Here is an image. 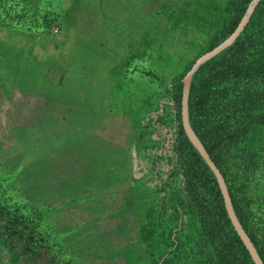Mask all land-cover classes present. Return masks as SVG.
<instances>
[{
    "label": "rangeland",
    "instance_id": "rangeland-1",
    "mask_svg": "<svg viewBox=\"0 0 264 264\" xmlns=\"http://www.w3.org/2000/svg\"><path fill=\"white\" fill-rule=\"evenodd\" d=\"M213 15L206 0H0V224L23 222L40 264H161L144 139L161 53ZM3 239L0 264H19Z\"/></svg>",
    "mask_w": 264,
    "mask_h": 264
},
{
    "label": "trees",
    "instance_id": "trees-1",
    "mask_svg": "<svg viewBox=\"0 0 264 264\" xmlns=\"http://www.w3.org/2000/svg\"><path fill=\"white\" fill-rule=\"evenodd\" d=\"M206 1L215 15L207 18L203 33L195 39L173 35L180 48L161 53V93L144 135L150 144L147 155L155 165L161 161L155 173L160 178L151 179L161 187V264H257L230 215L218 174L186 130L189 75L191 128L222 176L236 218L264 264V0L220 51L255 0ZM1 224L3 241L21 248L13 250L16 261L40 264L27 244L28 227Z\"/></svg>",
    "mask_w": 264,
    "mask_h": 264
},
{
    "label": "bare ground",
    "instance_id": "bare-ground-1",
    "mask_svg": "<svg viewBox=\"0 0 264 264\" xmlns=\"http://www.w3.org/2000/svg\"><path fill=\"white\" fill-rule=\"evenodd\" d=\"M191 76V75H190ZM190 76L187 78L186 80V93L188 91V88H189V85H190ZM185 126H186V130H188V133L191 137V139L193 140V142L195 143V145L198 147V149L202 152V154L205 156V158L210 162V164L212 165V167L214 168V170L216 171V173L218 174L219 176V179H220V182L222 184V188H223V191L226 195V199H227V206H228V209L230 211V215L233 219V221L235 222L241 236L244 238L245 242L247 243L248 247L250 248L252 254H253V257L255 258V260L257 261V264H263L261 262V260L259 259V256L257 254V252L255 251L252 243L250 242V240L247 238V236L245 235L244 233V230L242 229V227L239 225V222L234 214V211H233V208L231 206V203H230V199H229V196H228V193H227V190H226V186H225V183L221 177V175L219 174L218 170L214 167V165L211 163V161L209 160L208 158V155L207 153L205 152L204 148L202 147V144L201 142H199L198 138L195 136V134L193 133V130H191L190 126H189V123H188V116L186 115V120H185Z\"/></svg>",
    "mask_w": 264,
    "mask_h": 264
},
{
    "label": "water",
    "instance_id": "water-1",
    "mask_svg": "<svg viewBox=\"0 0 264 264\" xmlns=\"http://www.w3.org/2000/svg\"><path fill=\"white\" fill-rule=\"evenodd\" d=\"M190 83H191V81H190ZM189 88H190V85H189ZM189 88H188V91H187V94H186V96H187V98H188V92H189ZM187 116H188V107H187ZM188 123H189V126H190V128H191V125H190V122H189V118H188ZM191 130H192V128H191ZM194 133V132H193ZM195 134V133H194ZM196 136V135H195ZM207 153V152H206ZM208 155V154H207ZM209 157V156H208ZM210 159V158H209ZM211 161V160H210ZM214 165V164H213ZM215 167V166H214ZM216 168V167H215ZM217 169V168H216ZM222 177V176H221ZM226 186V185H225ZM226 190H227V187H226ZM227 193H228V190H227ZM228 196H229V194H228ZM229 199H230V197H229ZM230 203H231V200H230ZM231 206H232V204H231ZM234 211V210H233ZM235 214V213H234ZM236 216V215H235Z\"/></svg>",
    "mask_w": 264,
    "mask_h": 264
},
{
    "label": "built area",
    "instance_id": "built-area-1",
    "mask_svg": "<svg viewBox=\"0 0 264 264\" xmlns=\"http://www.w3.org/2000/svg\"><path fill=\"white\" fill-rule=\"evenodd\" d=\"M54 32H55V33H58V32H59V29H56Z\"/></svg>",
    "mask_w": 264,
    "mask_h": 264
}]
</instances>
